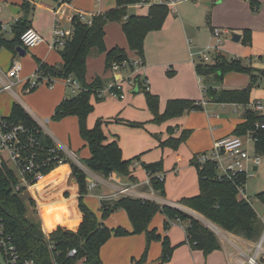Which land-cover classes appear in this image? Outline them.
<instances>
[{
	"label": "crops",
	"instance_id": "1",
	"mask_svg": "<svg viewBox=\"0 0 264 264\" xmlns=\"http://www.w3.org/2000/svg\"><path fill=\"white\" fill-rule=\"evenodd\" d=\"M70 1L74 6V9H70V11L71 13L75 11L73 17L79 11L87 10L93 14H97L106 12L117 6L115 0ZM256 1V6L248 0H178L175 4H164L167 7V15L161 28L149 32L146 36L143 56L138 55L134 50L130 49L122 23L110 22L105 26L104 41L108 50L119 46L126 50L129 57L137 58L139 56L143 60V65L136 70L134 75H137V78L139 77L141 80L140 88L144 86L143 80L148 79L150 92L159 97V110L161 114L165 112L169 100L185 99L201 103L199 109L185 112L183 115L174 117L163 123L153 121L154 114L148 106L145 93L140 88L129 89L124 99L111 94L109 84L118 78V76L127 75L128 71L122 70L120 74H113L106 67V52L93 48L87 59V82H93L97 76L101 77L104 81L101 98L97 99L95 95L91 97L90 101L94 106V110L88 115L87 126L92 128L98 120H101L103 122V132L107 137L106 142L117 140L122 149L124 159L140 156L137 166L131 167L132 175L136 177V181L138 182H144L149 177L147 171L143 168V163L149 164L162 160L165 178V196L156 193L157 197L161 198L169 206L189 213L191 212L200 219L203 218L204 221L213 224L217 228V232L214 231L218 235L220 231L224 234V237L219 235L220 250L212 252L207 257L202 251L197 250L203 255L205 261L207 262L208 260L209 263L211 259H215V264H247L248 258L252 256L251 252L255 249V243L224 230L197 211L180 204V200L196 196L200 193L198 170L192 164L194 156L210 150L214 143L221 138L237 135L236 128L239 124L245 122V112L247 109H250V106L249 104L240 103H219L206 98L203 77L199 76L196 71V63L200 60L199 55L198 58L193 57V53L191 52L193 45H191V40L189 42V38L197 42V47L203 42L206 44L205 41L207 40L208 45L212 46L211 48L214 51L211 54V58L214 60L215 57L223 55L220 49L216 47L217 43L213 45L215 41L214 29L219 28L225 34L230 33V30L242 34L244 29H251L253 41L250 47L247 46L245 48L246 50L248 49V52L244 54V57L232 59L240 60L244 66H250L247 61L245 62L248 59V54L254 58L256 56L260 57L259 60H263L259 55L264 54V0ZM4 2L9 3L8 8L10 12L7 16L5 15L4 18L0 19V23L10 25L11 32L15 35L13 28L16 22L26 14L23 4L24 2L29 3L30 14L28 18L31 22L30 27L39 31L45 40L31 49H26V54L30 50V55L25 60L20 59L22 56H20L18 51V55H16L10 49L0 47V67L3 70L9 68L15 56L22 64L20 73L22 83L18 85L15 93L0 91V95L7 94V98L1 104L3 108H0V115L9 116L12 112L11 106L17 101L42 129H47L62 146L74 152L77 159L85 158L82 155V147L88 148L89 155L87 156L89 157V147L80 135L78 117L67 116L63 118L68 123L72 121L78 127L81 141L75 146L72 145L69 131L59 129L58 122L51 119L56 106L66 99L67 93L70 91L66 86L65 79H57L53 85L44 84L29 92L22 85L23 81L35 72L40 61L46 65L62 63L61 50L51 48L50 46L54 25L57 20L59 21L56 11L57 7L60 6L59 0H0L2 8L0 15L4 12ZM151 6L150 4H131L128 6L126 16H129V14L130 16H147L150 14ZM78 8L83 10H78ZM61 25L67 30H71L73 27L72 25L69 28L63 24ZM5 37V33H0V38L6 39ZM242 38L243 36L241 35L240 40ZM250 67L259 71L262 68L264 69V67H254L253 65ZM259 71L255 72L257 73L256 82H253L251 74L241 72V74H244L241 84L228 83L229 85L225 86L222 81L219 88L227 90L248 89L250 103L256 101L251 98V94L256 87L260 86V82L264 81V76L262 74L259 76ZM41 88L43 91L38 95L40 101L41 99L44 101V107L38 105L36 99H32ZM21 95L25 100L21 98ZM29 100L38 105L37 109H39V113L27 103ZM257 113L264 114V112ZM129 121L143 123L144 125L142 127H132L127 124ZM51 123H54V127L60 134L56 135L49 129L48 125ZM186 130L190 132L189 136L177 148L169 145L161 146V143H164L170 137L179 138ZM260 166L255 169L256 172L260 170ZM61 168H63V173L56 175L51 180L52 182L47 184V188L44 187V191H46L44 193V210L39 206V212L41 216L44 212L43 216H45L46 208L52 209L53 207L66 206L65 210H71L73 215L78 217L79 221L76 226L55 223L49 227L47 222L50 215L52 213L58 214L64 212H55L52 209L49 211V215H46L48 221L42 216V223L46 231H51L58 226L77 229L83 220V213L79 209L78 183L76 179L71 177L70 164L64 163L58 166L52 172L45 175L44 178L53 175ZM95 175L104 180L99 184H103V187L108 188L109 191L108 193L97 195L94 193V189L97 187L95 186L89 189L85 201L100 219L103 202L105 200H114L110 199L109 196L114 193L116 187L128 185L131 180L129 177H126L125 181L120 179L118 184L112 180L114 173H111L108 177L98 173H95ZM87 180L89 182L91 177L88 176ZM141 190L149 191L147 187H142ZM66 193L69 194L68 197H66ZM245 193L248 196L246 188ZM240 196L243 197V194H240ZM251 199L254 209L258 216L261 217L264 213V203L258 198L256 203H254L253 198ZM257 204L263 207L262 211L258 210ZM69 205L70 207H68ZM165 218L166 216L163 213H157L150 223V228H157L158 232L160 231L164 236H167L172 246L176 247L184 243L186 239L184 225L178 221H173L171 222L172 229L174 228L177 232H171L172 229L166 231L164 230L165 224H163L165 223ZM104 223L105 225L109 224L112 228L121 226L129 231L133 230L128 213L123 209L113 212L104 220ZM114 243H124L125 246L123 250L117 251V257L110 255L114 260L111 262L112 264H132L134 259L142 256L144 248L143 235L114 236L108 244L114 246ZM189 247L193 249L191 246ZM175 253L176 251L174 254L172 253L170 261L164 264H177L174 259Z\"/></svg>",
	"mask_w": 264,
	"mask_h": 264
},
{
	"label": "trees",
	"instance_id": "2",
	"mask_svg": "<svg viewBox=\"0 0 264 264\" xmlns=\"http://www.w3.org/2000/svg\"><path fill=\"white\" fill-rule=\"evenodd\" d=\"M116 1L117 6L115 8L93 14L91 24L74 17L73 36L61 49L62 63L46 65L40 61L39 65L44 73L57 79L73 77L84 88L72 98L60 102L51 117L55 121L67 116L78 117L80 135L90 150V156L81 159L82 164L93 172L106 177L116 172L129 177L131 181H136V177L132 175L131 167L134 162L139 160L140 156L124 159L117 140L106 142L107 137L103 132V122L101 120H98L92 128L87 126L88 115L94 110V106L90 101L91 97L95 95L97 99H100L99 90L104 88V81L99 76L93 82H87V59L93 48L106 52V67L109 69L114 61L121 62L128 57L126 50L119 46L110 50L107 49L104 41L105 26L110 22L122 23L130 49L143 56L145 38L149 32L161 28L167 15V7L164 4L156 3L151 6L149 15H129L125 19L128 6L137 3V0ZM251 3L257 5L256 0H251ZM23 8L26 14L16 22L13 28L15 38L13 40L0 38V47H6L16 55L17 47L23 46L22 34L31 26L28 18L30 14L29 3L24 2ZM249 33V30L244 32L245 39L251 42ZM213 61V63H205L198 60L196 63V71L199 76L203 77L206 98L219 103L248 105L250 103L248 89L227 90L220 89L219 85H221L224 75L228 71L249 73L252 75L253 82H256L257 73L255 72L259 70L244 66L238 59L229 60L224 56H217ZM261 74L264 76V69L259 71V76ZM137 79L140 85L141 80L139 77ZM140 89L146 95L148 106L154 114L153 121L156 123H163L181 116L185 112L197 110L201 106V103L197 101L174 99L169 100L165 112L161 114L159 97L152 94L145 86ZM5 117L10 121L23 123L38 131V140L43 148L39 156L47 161V165L43 169L44 175L49 174L59 166L58 161L55 159L57 154L51 152V149L55 146L53 139L42 131L41 127L19 103L15 102L11 114ZM245 117V122L237 126L236 134L245 135L253 131L257 138L255 142L256 151L264 154V129H255L257 123H264V114H258L250 108L246 110ZM127 124L132 127H142L144 125L143 123L131 121ZM189 133L186 130L179 138L170 137L164 143L162 142L161 146L169 145L177 148L181 142L187 139ZM59 154L65 158L66 163L70 164L71 177L76 179L78 183L79 209L83 213V220L77 229L58 226L47 232L40 218L37 219L40 220L37 222L30 220L26 216L30 212V208L33 215L38 214L36 201L30 196V192L26 188H21L20 191L15 190L19 180L13 170L0 167V223L4 225L5 231L12 235L23 257L34 258L37 264H53L54 257H57L64 264H75L77 260L84 257L86 258V264H105L100 257V251L112 236L146 232L148 244L153 240L162 241L163 254L160 264H164L170 261L175 246H172L169 238L158 232L157 228H150L153 217L159 212L166 216L165 230L173 221L182 223L186 231L185 241L193 249L202 251L206 257L221 249L217 235L200 219L179 208L161 205L150 200L123 196L114 199L115 203L112 206L109 205L112 200H105L101 208L102 216L99 219L85 201L86 195L89 193L86 171L75 161L65 157L62 152ZM192 164L198 170L200 193L196 196L183 198L180 200V204L197 211L212 223L234 235L252 243L259 242L264 233V221L258 216L252 201L239 197L237 183L232 180H219L215 166L212 163L201 168L197 163V155L194 156ZM143 168L151 174L154 190L159 195L165 196L164 182H161L158 178V174L163 173L162 160L149 164L143 163ZM62 170L63 168L53 175L43 178L40 183L42 185L46 184L56 175L62 174ZM68 196L69 194L66 193V197ZM257 197L264 203V192L259 193ZM118 209H123L128 213L133 225L132 231L121 226L109 228L105 225L104 220ZM77 218L71 210H64V212L58 214L52 213L48 226L51 227L55 223L76 226L79 221ZM50 244H54L55 249L52 250ZM74 247L78 248V254L77 257L72 258L68 256V252ZM146 257L145 253L140 259H134L132 264H144Z\"/></svg>",
	"mask_w": 264,
	"mask_h": 264
},
{
	"label": "built area",
	"instance_id": "3",
	"mask_svg": "<svg viewBox=\"0 0 264 264\" xmlns=\"http://www.w3.org/2000/svg\"><path fill=\"white\" fill-rule=\"evenodd\" d=\"M177 1L178 0H137L136 4H175ZM59 3L60 5L69 4L70 0H59ZM1 9L0 6V11ZM74 17H78L82 22L88 24L92 23V19H89L84 11L77 12ZM74 17H72V26ZM127 17L128 16H125V19H127ZM8 28H11L10 25L0 23L1 31L6 32ZM73 32V27L71 30H67L57 20L53 29V38L50 43L51 48L63 49L67 41L72 38ZM213 34L217 38L216 47H218L223 43L221 38L222 31L216 28ZM44 40V36L33 27H29L21 36L22 47L25 50L41 44ZM199 59L205 63L214 62L206 51L199 56ZM142 65L143 60L139 56L137 58L128 56L121 62L114 61L109 68L113 74H120L122 70H127L128 74L125 76H118V78L109 84L111 94L120 99H124L129 89L134 90L135 88H140L141 85H139L137 75L134 74ZM21 70L22 64L16 56L12 59L8 69L3 70L0 67V91L15 93L18 85L22 83V79L20 78ZM56 81L57 78L44 73L39 65L35 72L28 79L23 81L22 85H24L23 88L29 92L44 84L53 85ZM143 81L144 86L149 89L148 79H144ZM65 82L66 86L71 89L74 94L84 89L80 82L73 77L66 78ZM102 90L103 89L99 90L100 97L102 96ZM249 106L256 112H264V104L258 100L249 103ZM255 129H264V123H257ZM38 135L36 129L30 128L20 122L10 121L5 116L0 115V167H7L15 172L19 180L15 188L16 191H20L21 188H26L30 193L33 192V186L37 185L39 180L45 176L43 174V169L46 167L47 161L39 156L43 148L38 140ZM250 140H252L254 144L257 140L253 131L245 135H232L221 138L214 143L210 150L197 154V163L201 168L206 164H214L219 180H232L237 183L239 193L243 194V198L252 201L245 193L248 170L252 174L255 173V168H258L262 164V154L256 151V149L253 154L250 153L248 149V142ZM53 141L55 146L51 149V152L57 154L55 159L58 161L57 163L59 166L66 163L65 158L59 154L62 152L65 157L72 159L80 165L86 171L87 176L91 177V180L88 182L89 189H92L104 181L101 177L95 175V172L93 173L92 170L82 164L81 159H77L74 152L69 150V148L62 146L57 140L53 139ZM137 164L138 162H134L133 166H137ZM148 176L149 177L144 182L131 181L128 185L116 187L114 193L109 196V198L116 200L123 196H132L143 200L154 201L161 205H167L161 198L157 197V192L152 187L151 174L148 173ZM158 178L161 182H164V173H159ZM142 187H147L149 191L141 190ZM260 218L264 221V213ZM214 229L217 232V228L215 227ZM262 244L257 245L256 254L250 257L249 264H260L257 262L256 255L259 253ZM55 247L54 244H50L52 250L55 249ZM0 251L5 257L7 264H37L34 258L22 256L16 246L14 238L5 231L2 223H0ZM77 254L78 248L76 247L71 248L68 252V256L72 258L77 257ZM78 262L86 264V258L84 257L77 260L75 264H78ZM53 264L64 263L59 261L57 257H54Z\"/></svg>",
	"mask_w": 264,
	"mask_h": 264
},
{
	"label": "rangeland",
	"instance_id": "4",
	"mask_svg": "<svg viewBox=\"0 0 264 264\" xmlns=\"http://www.w3.org/2000/svg\"><path fill=\"white\" fill-rule=\"evenodd\" d=\"M248 1L251 2V0H248ZM116 5H117V1H116ZM8 6H9V3H7V2H4L3 3L4 12H3V14L0 15V19L1 18H4L5 15L7 16L9 14L10 9L8 8ZM70 9H74V6L72 5L71 1H70L69 4H61L59 7H57V10H56L57 11V14H58L59 22L61 24H63L64 26L68 27V28L72 25V17H73V13L75 12V11H73L71 13ZM78 10H83V9L78 8ZM83 11L85 12V14L87 15V17L89 19H92V16H93V13L92 12H88L87 10H83ZM246 30H249L250 31L249 36L251 38V42H248L245 39L244 32ZM2 32L6 34V37L5 38L7 40H13L15 38V35L11 32V28H8L7 32L0 30V33H2ZM229 32L230 33H228V34H225V33H222L221 34V38L223 40V44H220L217 48L220 49V52L223 54L222 56L228 58L229 60L232 59V58H235V57H238V58L244 57V54L248 52V49L246 50L245 48L247 46L250 47V45L252 44V41H253L252 30L251 29H244V31H243L242 34L237 33L234 30H230ZM234 33L239 34V35H242L243 38L241 40H239V41H235L233 39V34ZM190 40L192 41V44L191 45H193V47L191 49V52L193 53V57L194 58H198V55L199 56L202 55V53L205 52V51L207 52V54H209L210 56H212L211 54L214 51L211 48L212 46H209L208 45L207 40L205 41L206 44H204V42H203V43L199 44L200 45L199 47L196 46L197 45L196 44L197 42H195L193 39L189 38V42H190ZM216 43H217V38L215 37V41L213 42V45L216 44ZM227 43H229V44L226 45ZM29 52H30V50L27 51V54L25 56H22L20 59H23V60L28 59V56L30 55ZM259 56H261L262 57L261 59H263V60H259L260 57H257L256 56V58H254L253 56L251 57L250 54H248L247 55V58L248 59L245 60V62L247 61V63L250 66L253 65L254 67H256V66L264 67V54L263 55H259ZM250 58L251 59L254 58V59L251 61ZM243 78H244V74H241V72L240 73H234L233 71H228L224 75L223 84L225 86L229 85L228 83H235V85H239V84L242 83V79ZM259 85L260 86L259 87H256L255 90L253 91V93L251 94V98L253 100H258V101H260V102H262L264 104V81H261ZM69 90L70 91L67 93L66 99H70L73 96H75V94H73V92L71 91V89H69ZM42 91H43L42 88L39 89L38 92L36 93L37 95L35 94V96H33L32 99H36L37 100L36 103L38 105H41V106L44 107V101L42 99L40 101V98H39V95H38ZM18 93H19V91H18ZM6 98H7V94L0 95V108L1 109L3 108V106H1V104H2L3 101H5ZM21 98H23L25 100V98L22 95H21ZM15 102H17V101H15ZM17 103H19V102H17ZM27 103L31 107H33V109L36 112L39 113V109H37V106H38L37 104L32 103L30 100ZM55 122H58V124H59L58 125V128L59 129H65V130H68L69 131V133L71 135L72 145L73 146L78 145V143L81 141V139L79 137V131H78L77 125H74L72 123V121H70L68 123L64 119H62L60 121H55ZM54 123H51L48 126H49V129H51V131H53L56 135H58V134H60V132H58L57 129L54 127L55 126ZM43 132H45L46 134L48 133L53 138L52 133L51 132H48L47 129H44L43 128ZM53 139L56 140V138H53ZM248 149H249V151H250L251 154H253L255 152V144H254V142L252 140H250L248 142ZM82 155L85 158L88 157L87 156V155H89L88 148L82 147ZM247 176H248L247 177L248 179H247V183L245 185L246 192H248V197L250 196V198H253L254 203H256V200L258 198L257 197L258 194L261 193V192H264V154H262V164L260 166V170L258 172L255 171V173H253V174L250 173V171L248 170V175ZM120 179H122L123 181H125L126 180V177L123 176V175H120L119 173H116L115 172L114 175H113V178H112L113 182L114 183H118ZM51 182L52 181H49L46 184H44L43 186L40 185V186L36 187L35 191L39 193V191H40L39 189H42L44 187L47 188V184L48 183H51ZM96 186L97 187H95L94 193H96L97 195L105 194V193H108V191H109L108 188H104L103 187V184H98ZM100 190H102V192H104V193L100 192ZM30 196L33 197L34 200L38 203V206H41L42 207L41 209L44 210V207H43V205H44V198L38 197L37 194L34 193V191L30 193ZM240 198H243V197L240 196ZM114 203H115V201L112 200L109 205L112 206ZM38 206H37V211H38V214L37 215L38 216L37 215H33L32 210H31L30 207H29L30 208V212H28L26 214V216L30 220H33L35 222L40 221V220H37L38 218H40L41 219V223H42V216H41V213L39 212V207ZM68 207H70V205ZM257 208H258L259 211H262L263 210V207L260 206V205H258V204H257ZM52 209L55 212H61V211H64L66 209V206H64V207H53ZM52 209L51 208H46L45 209L46 210L45 211V214L46 215H49V211H51ZM114 212H116V210ZM190 214H192L193 216L197 217L196 215H194L191 212H190ZM46 215L43 216V218L45 217V219H46ZM197 218L200 219L199 217H197ZM200 220L203 223H205L211 230H213V231L215 230L214 229L215 227L213 226V224H211V223H209L207 221H204L203 218H201ZM165 221H166V218H165ZM47 224H48V222H47ZM163 224H165V223H163ZM42 225H43V223H42ZM106 226H108L109 228H112V226H109V224H107ZM169 226H171V227H169ZM169 226L166 229V231H169L170 229H172V225L169 224ZM175 231L176 230L173 228L171 232H175ZM214 233L217 235L218 239L220 238L219 235H221L222 237H224V234H222L221 231H220V234L219 235L215 231H214ZM178 234H180V233H178ZM133 235H135V234H133ZM136 235H143V237H144V248H143L142 256L145 253L147 255L146 261H145L144 264H160V262H161V256L163 254V244H162V241H160V240H153L152 242H150V244H148L146 232H142V233H139V234H136ZM123 236H125V235H123ZM113 237L114 236H112L105 243V245L101 248V252H100V257H101L102 261L105 262V263H109V264H112L111 262L114 261L113 258H112V256H110V255H115L117 257L118 256L117 255V251L123 250L124 249V246H125L124 243H122V244L114 243V246L109 245L108 242H110V240ZM117 237H120V236H117ZM219 241H220V239H219ZM259 242L255 243V249H254L253 252H251L252 256H254L256 254V248H257V245L259 244ZM187 244L188 243L185 241L184 243H181L179 246H176L175 247L174 252L176 251V253H175L174 259L176 260V263L177 264H215V259H211L210 263H209L208 260L206 262L205 261V258L203 257V255L199 251H197L196 249H194V250L193 249H190V247H189L190 245L188 244V246H187ZM174 252H173V254H174ZM142 256H140V258ZM252 256H250V257H252ZM263 256H264V243L262 244V247L260 248L259 253L256 255L257 262H259L260 264H264V257ZM250 257L248 258V263L247 264H249ZM140 258H138V259H140ZM0 264H7L6 259L3 256V254H2L1 251H0ZM78 264H84V263L78 262Z\"/></svg>",
	"mask_w": 264,
	"mask_h": 264
},
{
	"label": "water",
	"instance_id": "5",
	"mask_svg": "<svg viewBox=\"0 0 264 264\" xmlns=\"http://www.w3.org/2000/svg\"><path fill=\"white\" fill-rule=\"evenodd\" d=\"M240 38H241V35L236 34V33L233 34V39H234L235 41L240 40ZM17 51L19 52L20 56H23V55L26 54V50H25L23 47H21V46L17 47ZM255 169H256V168H255ZM263 241H264V233H263V235H262V237H261V239H260V243H259V245H261V244L263 243Z\"/></svg>",
	"mask_w": 264,
	"mask_h": 264
},
{
	"label": "bare ground",
	"instance_id": "6",
	"mask_svg": "<svg viewBox=\"0 0 264 264\" xmlns=\"http://www.w3.org/2000/svg\"><path fill=\"white\" fill-rule=\"evenodd\" d=\"M43 178H41L40 180H39V182H38V184L37 185H35V186H33V190H34V192L37 194V196L38 197H40V198H44V193L46 192V191H44V188H42V189H39L40 191H39V193L38 192H36L35 191V189H36V187H38V186H43L40 182H41V180H42ZM43 214H44V212L42 213V216H43Z\"/></svg>",
	"mask_w": 264,
	"mask_h": 264
}]
</instances>
